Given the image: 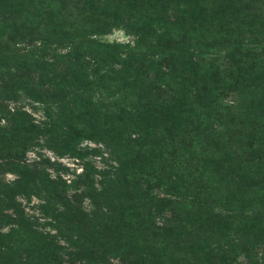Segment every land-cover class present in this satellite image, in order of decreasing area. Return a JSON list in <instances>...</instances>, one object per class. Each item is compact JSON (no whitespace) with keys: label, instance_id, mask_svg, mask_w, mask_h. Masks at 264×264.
Returning a JSON list of instances; mask_svg holds the SVG:
<instances>
[{"label":"trees","instance_id":"1","mask_svg":"<svg viewBox=\"0 0 264 264\" xmlns=\"http://www.w3.org/2000/svg\"><path fill=\"white\" fill-rule=\"evenodd\" d=\"M83 1L78 10L77 0H0V264H63L62 255L72 254L52 236L30 230L14 200L35 189L49 165L24 162L38 139L32 136L47 141L54 129L13 103L24 96L38 105L67 103L53 98L71 72L63 59L58 65L53 60L68 54L50 50V57H29L17 47L37 40L32 53H39L58 38L117 27L134 32V46L157 50L162 61L184 59L176 75L184 84L161 89L147 62L124 57L122 68L110 63L103 72L114 78L118 72L125 81L120 95L134 92L133 104L92 102L83 93V109L71 104L66 116L72 132L59 138L57 152L79 156L84 139L110 154L113 146L130 150L109 168L115 177L122 174L131 200L104 211L105 231L78 236L86 245H77L73 258L81 254L92 264H112L109 254L115 264H264V0ZM81 46L104 57L110 47L100 51L80 40L73 50ZM73 60L78 68L84 57ZM33 68L50 70L44 87L34 83ZM77 75L85 91L91 82ZM42 110L49 118L52 112ZM5 173L13 178L4 179ZM118 224L133 228L115 235L109 230Z\"/></svg>","mask_w":264,"mask_h":264},{"label":"rangeland","instance_id":"2","mask_svg":"<svg viewBox=\"0 0 264 264\" xmlns=\"http://www.w3.org/2000/svg\"><path fill=\"white\" fill-rule=\"evenodd\" d=\"M83 3V0H77L75 8L78 10L83 9L85 6ZM80 40H90L92 44H98L100 51H104V45H110L108 49H105L108 53L107 57H104V53L99 52V50L96 55L88 54L91 53L89 46H81L73 50V45H77ZM56 41L57 44L39 53L36 51L32 53L34 47L38 46L37 40L27 41L25 46L19 45L17 47L29 57H40L41 53H45L46 57H50V50H53L56 55L57 53H67L68 55L65 58H54L53 61L58 65L63 59L64 65L69 66V71L72 75L74 74L75 78L74 84L72 83L73 85H71L69 83L72 75L70 74L66 77L65 82L62 84L65 87L64 91L54 95L53 99L55 101L64 98L67 102L63 101L60 105L61 107L59 105L52 106L45 102L44 105L33 104L31 102L32 99H25V96L19 97L13 103L15 107L21 108L33 120L41 121L54 129L53 136L49 140L47 138V141L42 140L40 136H32V138L38 139H35V145L25 152L24 162L32 163L33 161L42 160L44 163L48 161L49 165L45 163L44 173L38 175L37 179L40 180V184L35 189L31 188L28 190L24 196H16L14 200L20 204L24 217H26L25 219L30 225V230L47 234L46 238L52 236L59 245L67 247L69 252L72 253L70 257L62 255L63 264H92L81 254L73 258L77 245L81 243L86 245L78 236H90L99 230L105 231L106 228L103 227L105 220L104 211H112L115 206L122 204L124 201L131 202L130 198L127 197V193H130V191L121 179L122 174L115 177L111 174V169L109 168L110 165H114V161H120L122 155L130 153V150L123 151L113 146L111 148L113 152L110 154L108 150L110 148H103V146L93 144L84 139L77 146L80 151L79 156L68 154V152L62 155L59 154L57 152L59 151V138L63 135H70L72 132V129L69 126L67 127L68 119L66 113H73L72 110H74L76 105H80L83 109L84 99L80 95L81 93H83L85 98H90L92 102L102 100L107 104L113 103L124 108L134 103V92L125 91L123 98L120 95V92L124 91L123 83L125 81L119 80L118 77L120 75H118L117 71V78H114V73L104 77L106 73L103 70L108 69L110 63V66H114L113 69H120L122 67H119V63L124 57H133L147 62L158 75L160 80L158 79L157 81L160 84V88L170 92V88L173 91H175V88L181 89L183 80L181 77H176V75L178 76L183 69L182 62H185V60L172 61L166 59L162 61L163 57L157 53V50H144L134 46L136 41L135 33L121 27L113 28L107 33L91 35L90 37L58 38ZM76 55H81V58L84 57V60L79 62L78 68L74 66L73 60ZM53 56L56 57L55 55ZM75 71L78 73H75ZM49 72L50 70L47 69L39 71L33 68L31 73L38 76L37 78L35 77L34 83L44 87L45 77L49 76ZM77 74L85 76L84 80L91 82L89 88L85 87V91L82 90V86L77 85L75 80L78 79L79 75ZM163 78L171 83V87L161 81ZM84 101L87 103L86 100ZM42 106L52 112L49 113V118L43 117ZM59 108H61V111H59ZM70 122L73 124L75 120ZM73 125L75 126V124ZM95 149L97 151H94ZM3 177L6 180H11L13 175L5 173ZM53 187L57 190L56 192H51ZM132 228L129 226L120 227V224H118L109 231L115 235H121L124 234V231L129 232ZM33 237L39 239L37 234H33ZM34 243L38 246L40 245L37 239H34ZM113 255L109 254L108 259H110L112 264H115L116 258Z\"/></svg>","mask_w":264,"mask_h":264}]
</instances>
